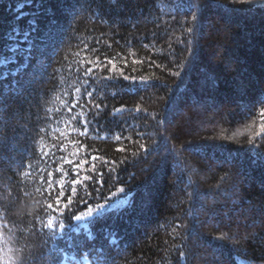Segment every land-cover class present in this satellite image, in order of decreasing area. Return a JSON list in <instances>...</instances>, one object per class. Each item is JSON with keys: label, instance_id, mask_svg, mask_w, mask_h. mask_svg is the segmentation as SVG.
Returning a JSON list of instances; mask_svg holds the SVG:
<instances>
[{"label": "trees", "instance_id": "1", "mask_svg": "<svg viewBox=\"0 0 264 264\" xmlns=\"http://www.w3.org/2000/svg\"><path fill=\"white\" fill-rule=\"evenodd\" d=\"M17 26L31 32V60L27 44L8 50ZM9 56L0 66V264H15L36 234L63 249L61 264H174L184 244L187 264H264V5L0 0V59ZM64 100L79 103L69 113ZM51 117L69 129L43 163ZM120 189L127 203L90 220L89 233L74 222ZM193 189L201 199L190 229ZM49 218L51 229L41 223Z\"/></svg>", "mask_w": 264, "mask_h": 264}, {"label": "snow or ice", "instance_id": "2", "mask_svg": "<svg viewBox=\"0 0 264 264\" xmlns=\"http://www.w3.org/2000/svg\"><path fill=\"white\" fill-rule=\"evenodd\" d=\"M217 2L219 4H222V5H228V4L235 5L237 3L246 4V5L259 3V4L264 5V0H217ZM193 3H194V7L198 8L203 3V0H193ZM17 7L20 9L18 17H17V19L19 20V19L23 18V7H24V5L21 4V5H18ZM41 7H43V5H41ZM44 11L49 13V15H54V13L51 11V9H44ZM185 17H190V22L192 24V27H189L187 29V31L189 33H194L195 32L194 25L196 24V21L198 19L196 12L193 11L191 14L186 15ZM185 23H188L187 19H186ZM29 26H30V29H32L34 31L38 30V26H37L35 18H33L31 21H29ZM30 35H31L30 31H27V32H24L23 34H21L19 27L18 26L14 27L12 29V32L9 34V38L16 41V42L13 43L8 48L9 52L16 54L20 51L22 44H27V45H29L28 46V58H29V60H31V56H32V52H33V46L31 44H29ZM48 39L51 40L54 44V42H55L54 33L50 32ZM41 54H43V53H41ZM192 54H194V51ZM13 59H14V56H9V57H5L3 59H0V66H7L11 61H13ZM109 63H112V62L109 61ZM112 67H113V69L115 68L114 63H112ZM42 68H43V62L41 61V62H39L38 70H42ZM92 71H93L92 67H87L85 69V76H88V74L91 73ZM174 75L181 76V73L176 72V73H174ZM124 79H128V77L124 76ZM203 83L206 86H210L212 89L218 87V80L216 79L214 73H205ZM86 89H87V82H85V90ZM75 91L77 93H81L80 99H83L82 89L76 88ZM86 95L88 98H91V97H93V92L87 91ZM78 103H79L78 100H74L71 103H69V101H67V100H64V101H62V108L67 109V111L69 113H71L77 107ZM261 103L264 104V102H261ZM100 107H101L100 104L95 105V108L97 109V111H99ZM117 111L119 112L120 110L117 109ZM260 115H261V117H264V109L261 110ZM83 126L85 127V132H86L87 131V121L86 120L84 121ZM44 131H45L44 129H39V132H44ZM262 134H264V122H262L260 125V132L256 133L257 136H260ZM117 139H120V137H117ZM249 143H252V141H249ZM57 147H59V146H57ZM141 147L143 148L144 145H141ZM145 150L147 151V149H145ZM41 154H42V156H45V157L50 155V153L43 151V147L41 148ZM92 159L95 160L96 157H93ZM84 163H86V161H81L80 165H83ZM21 166L25 167V165H21ZM26 167L30 168L31 166L27 165ZM78 167H79V165H78ZM57 171L59 172L60 170L57 169ZM52 175H53L52 172L47 173L48 179L46 180V182L48 183L49 188H51L53 186V183H54L51 179ZM41 179L45 180V177L42 176ZM89 179H93V177H91V176H85L84 177V180H89ZM72 183L78 185L80 183V181L78 179H73ZM76 192H77V189L75 187H73L72 193L76 194ZM60 195H63V191L60 192ZM190 199L192 201V206H193L192 207V221H191V224L189 226L191 229L194 224L196 225V221H197V208H196L197 203H196V201L201 199V194L197 190L193 189V191L190 193ZM119 202L123 203V201H119ZM47 207L51 208L52 206L47 205ZM110 207H112L110 202L107 206L101 205L100 203H97L95 205V208L88 207L86 212H81L79 215H75L74 217L76 218L77 221H80L85 217L92 218L94 216H101L105 212H107ZM41 223L44 227L51 229L53 224H54V220L52 218H49L46 225H44L43 221H41ZM59 226L61 229L64 228L63 223H61ZM225 238L226 237H223V236L220 237V239H225ZM5 243H6V241H5ZM62 251H63V249H58L56 247H50L48 244V240L44 239L41 235L36 234V239L29 246L28 252L25 253L23 250H21L18 258L17 257L15 258V264H61L60 255H61ZM189 254H190V250L187 248L186 244L181 245L180 247H177L176 248V256L174 259V264H187ZM9 264H12V262L10 261ZM204 264H218V261L215 259L214 256H210L208 259H206L204 261Z\"/></svg>", "mask_w": 264, "mask_h": 264}, {"label": "rangeland", "instance_id": "3", "mask_svg": "<svg viewBox=\"0 0 264 264\" xmlns=\"http://www.w3.org/2000/svg\"><path fill=\"white\" fill-rule=\"evenodd\" d=\"M53 104H55V102ZM50 119H51V122L49 123V132L51 133V136L49 135V139L43 140L39 145V152H40L41 160L43 161V163L46 162L47 156L46 157L42 156L41 148L43 147L44 152L50 153V151L52 150V147L54 146V143L52 141H55L56 139H61L63 141L69 129V123L67 122V120L59 118V117L58 118L51 117ZM75 154H76V151H73L72 154L70 155L67 154L65 156V160L67 161V163L73 162ZM74 168H76V166ZM119 201H123V203H120ZM109 202L111 203L112 207H110L108 211H112V210L123 207L127 203V198L124 195L123 190L120 189L117 193H115L112 197H110V199L107 202L102 203L101 205L107 206ZM93 208H95V206ZM86 211L87 210H85L84 212ZM94 217H98V216H94ZM94 217L92 218L85 217L80 221H77L76 218H74V222L78 224L80 227H82L85 232L89 233L88 222L92 220ZM70 260H73V259L65 256V260L63 261L62 264H78L76 261H70ZM83 263L89 264V262L85 259L83 260Z\"/></svg>", "mask_w": 264, "mask_h": 264}, {"label": "bare ground", "instance_id": "4", "mask_svg": "<svg viewBox=\"0 0 264 264\" xmlns=\"http://www.w3.org/2000/svg\"><path fill=\"white\" fill-rule=\"evenodd\" d=\"M239 264H248V263L245 262V261L240 260V261H239Z\"/></svg>", "mask_w": 264, "mask_h": 264}, {"label": "clouds", "instance_id": "5", "mask_svg": "<svg viewBox=\"0 0 264 264\" xmlns=\"http://www.w3.org/2000/svg\"><path fill=\"white\" fill-rule=\"evenodd\" d=\"M18 258V257H17Z\"/></svg>", "mask_w": 264, "mask_h": 264}]
</instances>
